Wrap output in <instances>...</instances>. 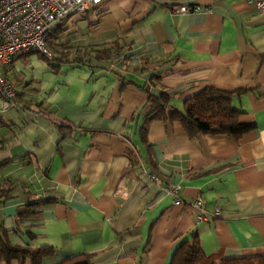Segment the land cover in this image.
<instances>
[{
    "label": "crops",
    "instance_id": "1",
    "mask_svg": "<svg viewBox=\"0 0 264 264\" xmlns=\"http://www.w3.org/2000/svg\"><path fill=\"white\" fill-rule=\"evenodd\" d=\"M181 2L200 11L108 0L54 28L56 71L39 54L7 69L19 93L0 110V224L16 231L14 245L53 247L44 264L81 254L171 264L194 232L206 257L264 255V12L248 0ZM205 87L247 90L232 105L256 131L191 139L180 123L156 121L142 141L146 91L169 92L183 110ZM198 198L220 216L198 223ZM45 201L41 216L17 224L18 212Z\"/></svg>",
    "mask_w": 264,
    "mask_h": 264
},
{
    "label": "trees",
    "instance_id": "2",
    "mask_svg": "<svg viewBox=\"0 0 264 264\" xmlns=\"http://www.w3.org/2000/svg\"><path fill=\"white\" fill-rule=\"evenodd\" d=\"M159 1L163 6H172L178 4L180 0H154ZM54 42L52 43V41ZM56 40L54 31L48 42L52 58L41 55L43 60L49 63L52 70L56 71L58 66L54 64L63 63V58L56 55ZM52 44V45H51ZM63 47L65 46L62 45ZM68 48H66L67 50ZM109 54H106L108 56ZM159 80L154 77L150 84L154 85ZM247 90H238L228 92L214 87H205L198 94L184 102L183 110L176 108L172 104V96L169 92H163L159 96L148 94L145 106L146 115L144 116L141 127L142 141L147 142V132L150 125L156 121L165 123H180L185 132L191 139H196L200 135H226L239 140L245 135L256 131L255 124H244L240 122L241 113L233 105V98ZM39 202L28 204L24 211L16 215L17 224L28 219H34L41 216V206L46 204ZM16 233L14 230H7L3 224H0V262L1 264H14V262H24L30 260L31 264H44V259L55 254V250L50 246L39 248H30L29 246H17L11 242V235ZM32 236V235H31ZM58 264H93L92 256L81 254L63 260ZM171 264H264V255L255 257H243L234 259L217 260L215 257H206L201 249L198 233L194 232L192 238L183 242L175 251Z\"/></svg>",
    "mask_w": 264,
    "mask_h": 264
},
{
    "label": "built area",
    "instance_id": "3",
    "mask_svg": "<svg viewBox=\"0 0 264 264\" xmlns=\"http://www.w3.org/2000/svg\"><path fill=\"white\" fill-rule=\"evenodd\" d=\"M108 0H0V110L13 108L19 88L7 75V69L20 57L38 53L51 59L48 47L54 28L72 16L100 9ZM248 4L264 12V0H248ZM174 15L200 11L197 5L181 2L166 6ZM158 180L154 173L149 174ZM175 206L184 204L181 187L169 184L166 188ZM198 210L197 222L209 223L220 216V210H206L198 198L190 204Z\"/></svg>",
    "mask_w": 264,
    "mask_h": 264
},
{
    "label": "rangeland",
    "instance_id": "4",
    "mask_svg": "<svg viewBox=\"0 0 264 264\" xmlns=\"http://www.w3.org/2000/svg\"><path fill=\"white\" fill-rule=\"evenodd\" d=\"M54 42V40L52 41V43ZM52 45V44H51ZM49 47H51L50 45H48ZM51 49V48H50ZM33 56L34 55H38V53H34V54H32ZM38 56H41V54H39Z\"/></svg>",
    "mask_w": 264,
    "mask_h": 264
}]
</instances>
